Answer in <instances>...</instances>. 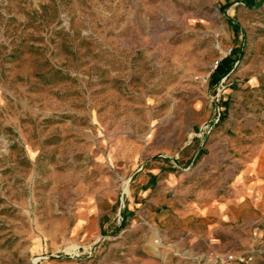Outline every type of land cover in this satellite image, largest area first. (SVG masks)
I'll use <instances>...</instances> for the list:
<instances>
[{
  "label": "rangeland",
  "instance_id": "obj_1",
  "mask_svg": "<svg viewBox=\"0 0 264 264\" xmlns=\"http://www.w3.org/2000/svg\"><path fill=\"white\" fill-rule=\"evenodd\" d=\"M251 164L264 181V0H0V264H264V190L220 238L141 205L119 227L150 170L181 208L224 201Z\"/></svg>",
  "mask_w": 264,
  "mask_h": 264
},
{
  "label": "crops",
  "instance_id": "obj_2",
  "mask_svg": "<svg viewBox=\"0 0 264 264\" xmlns=\"http://www.w3.org/2000/svg\"><path fill=\"white\" fill-rule=\"evenodd\" d=\"M260 172L261 170L256 164H251L248 166V168L242 170L241 174H239L236 180L232 182L233 185L236 184L238 189L232 191V194L222 202H218V200L213 199L205 201L202 200L200 196H198L199 198H197L194 202L189 204L186 203L187 207H184L182 203L181 206L183 207L178 208L175 207L173 200L165 198L163 190H160L157 198L150 195L153 188H155L158 184H161L162 186L173 185V183L175 184V178H172V176H161L160 173L150 170L148 176H139L135 179L136 184H140L141 186L139 191L136 189L137 197H130L127 202V207L121 212L123 219L119 227L125 228L127 224L131 223L130 228L132 229L138 225L139 223H136L135 220H132L136 214H139L137 213L138 208H135L137 209V211H135L133 207H138L141 205L139 218H141L143 222H146V218H151L158 225L162 226L169 217L172 219L180 218V222H182L184 225L197 221L194 225V228L189 230V233L192 235V240L195 241L197 238H202L203 235L205 237L215 236L220 238L214 233V231L220 230L222 226L230 221L238 220V212L242 213L245 208H262V201H260L259 198L253 200L255 198V194L258 195L259 191L264 190V184H262L264 181L258 179L257 176ZM249 197H252V200H248ZM138 199L140 202L136 203ZM149 199H151V203H154L155 205L162 203V207L166 208V210H164L166 214L164 212L162 214L150 212L148 208L152 206L148 204ZM145 205L148 208H144ZM95 207L97 206L88 204L86 210L81 212L82 215H80V228L82 227V224L89 218H92V222L96 220L97 224H99V218H94L95 211L97 210ZM234 207L238 209L236 214H234L232 211L234 210ZM214 216L220 218L219 223H214ZM110 223L111 220L103 218V228H106ZM230 231L231 230H222V233L228 234Z\"/></svg>",
  "mask_w": 264,
  "mask_h": 264
},
{
  "label": "built area",
  "instance_id": "obj_3",
  "mask_svg": "<svg viewBox=\"0 0 264 264\" xmlns=\"http://www.w3.org/2000/svg\"><path fill=\"white\" fill-rule=\"evenodd\" d=\"M231 51L232 50L230 49L228 52V56L230 55ZM222 59L223 58L221 57L215 62L212 72L217 68L218 64L222 61ZM204 81L206 82V79ZM222 83L223 81L219 84L220 87L222 86ZM211 100L215 101L217 100V98L211 96ZM204 264H253V257L248 254L236 253L231 251L216 253L208 252Z\"/></svg>",
  "mask_w": 264,
  "mask_h": 264
},
{
  "label": "trees",
  "instance_id": "obj_4",
  "mask_svg": "<svg viewBox=\"0 0 264 264\" xmlns=\"http://www.w3.org/2000/svg\"><path fill=\"white\" fill-rule=\"evenodd\" d=\"M234 55V50H232L230 55L223 58L222 61L218 64L217 68L211 73L210 77L212 79L218 77L214 79L215 82L228 75V73L231 71L232 65L235 61H237Z\"/></svg>",
  "mask_w": 264,
  "mask_h": 264
},
{
  "label": "bare ground",
  "instance_id": "obj_5",
  "mask_svg": "<svg viewBox=\"0 0 264 264\" xmlns=\"http://www.w3.org/2000/svg\"><path fill=\"white\" fill-rule=\"evenodd\" d=\"M123 193L128 194V187L127 186L124 187V192ZM85 249L87 250L89 248H85Z\"/></svg>",
  "mask_w": 264,
  "mask_h": 264
}]
</instances>
